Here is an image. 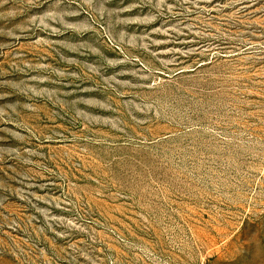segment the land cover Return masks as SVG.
Returning <instances> with one entry per match:
<instances>
[{"label":"rangeland","instance_id":"obj_1","mask_svg":"<svg viewBox=\"0 0 264 264\" xmlns=\"http://www.w3.org/2000/svg\"><path fill=\"white\" fill-rule=\"evenodd\" d=\"M0 264H264V0H0Z\"/></svg>","mask_w":264,"mask_h":264}]
</instances>
